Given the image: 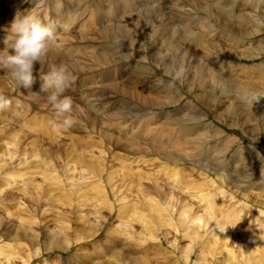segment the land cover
I'll return each mask as SVG.
<instances>
[{"label":"rangeland","instance_id":"1","mask_svg":"<svg viewBox=\"0 0 264 264\" xmlns=\"http://www.w3.org/2000/svg\"><path fill=\"white\" fill-rule=\"evenodd\" d=\"M12 1L0 0V48L10 47L12 14L38 9L39 2L48 4L50 12L39 15L60 39L34 65L30 89L16 87L0 67V96L10 101V111L0 110V264H264V0L255 7L253 0H231L225 18L190 5L194 0H83L87 17L75 5L64 9V0L59 7L56 0ZM242 24L243 32L234 29ZM59 65L72 76L63 94L73 101L69 128L68 114L58 115L38 87ZM243 90L259 98L245 103ZM190 141L207 151L187 147ZM179 144L191 152L181 147V154ZM156 148L186 161L159 158ZM136 156L142 167L124 166ZM206 158L220 166L216 173L201 167ZM136 174L140 184L130 187ZM209 195L212 213L204 207ZM219 219L228 233L213 237Z\"/></svg>","mask_w":264,"mask_h":264},{"label":"clouds","instance_id":"2","mask_svg":"<svg viewBox=\"0 0 264 264\" xmlns=\"http://www.w3.org/2000/svg\"><path fill=\"white\" fill-rule=\"evenodd\" d=\"M65 30L69 27L65 25ZM11 43L9 48H0V67L6 68L18 88L30 89L35 82L34 65L49 50L56 37L54 24L46 23L34 12L17 13L10 23ZM40 91L46 92L47 101L57 111L65 115L63 126L69 128L75 122L70 116L72 98L63 95L72 83V76L65 65L54 66L41 78ZM241 98L245 103H254L259 94L243 90ZM10 101L0 96V110L8 108ZM194 223H200L197 218Z\"/></svg>","mask_w":264,"mask_h":264},{"label":"bare ground","instance_id":"3","mask_svg":"<svg viewBox=\"0 0 264 264\" xmlns=\"http://www.w3.org/2000/svg\"><path fill=\"white\" fill-rule=\"evenodd\" d=\"M215 1H216V0H211V1H208V0H194V2H192V1L190 2V5H191L192 3H196V6H197V4H198L199 7H200V9H202L203 11H206V10H207V11H211L212 13H213V11H216V12H214V13H215L216 15L219 14V15L221 16V18L224 17V15H225V14H222V13H227L226 16H227L228 14H231V13H230L231 10L228 9V8H230V7H229V6H227L228 8L226 7V5L229 4V2H232L231 0H218V1H220L218 5H215V4H216ZM218 1H217V2H218ZM259 1H261V0H259ZM214 2H215V3H214ZM252 2H255V3H256V4L253 5L252 7H255L256 5H258V0H253ZM147 3H148V2H147ZM147 3H146V4H147ZM213 3H214V4H213ZM142 5H143V4H142ZM158 6H159V5H158ZM250 6H251V5H250ZM248 7H249V6H248ZM240 8H241V7H240ZM245 8H246V7H245ZM162 9H163V8H162ZM185 9H186V8H185ZM246 9H247V8H246ZM250 9H251V8H250ZM160 10H161V9H160ZM243 10H244V9H243ZM164 11H165V10H163V12L158 11V14L162 15V14L164 13ZM256 12H257V10H256ZM172 13H173V12H172ZM181 13H182V12H181ZM217 13H218V14H217ZM247 13L249 14V12H247ZM254 13H255V12H254ZM257 13H258V12H257ZM145 14H146V13H145ZM250 14H251V12H250ZM252 14H253V12H252ZM252 14H251V15H252ZM258 14H259V13H258ZM150 15H151V14H150ZM184 15H185V13H184ZM251 15H250V16L248 15L249 18H250V19H249V18H248V19H249L250 21H252L253 24H257L258 15H257V14L252 15V16H251ZM230 16H231V15H230ZM255 16H256V17H255ZM148 17H149V15H148ZM150 17H152V16H150ZM228 17H229V16H228ZM231 17H232V16H231ZM263 17H264V16H263ZM6 18H7V17H6ZM224 18H225V17H224ZM226 18H227V17H226ZM245 18H246V17H245ZM145 19H146V18H145ZM150 19H151V18H150ZM230 19H231V18H230ZM262 19H263V18H262ZM262 19L260 20V22H261V24H264V20H262ZM222 20H223V19H222ZM224 20H226V19H224ZM246 20H247V18H246ZM249 20H248V21H249ZM145 21H146V20H145ZM250 21H249V22H250ZM227 22H228V21H227ZM249 22H248V23H249ZM222 24L224 25V22H222ZM239 24H240V23H239ZM226 25H228V23H227ZM231 25H232V24H231ZM231 25H229V26H231ZM257 25H258V24H257ZM238 26H239V25H238ZM231 27H232V26H231ZM234 27H235V26H234ZM234 27H233V28H234ZM242 27H243V28H242ZM256 27H257V26H256ZM128 29H129V28L125 29L123 32H127ZM234 29L243 32V31L245 30V26L242 24V25L239 26V28L237 27V28H234ZM129 30H130V29H129ZM141 34H142V33H141ZM144 35H145V34H142L143 37H145ZM130 36H131V35H129V36H127V37H130ZM137 36H138V35H137ZM228 36H229V35H228ZM161 37H162V36H161ZM201 38H202V37H201ZM144 40H145V39H139L138 42H140L141 44L145 45V44L143 43ZM160 40H161V39H160ZM162 40H163V38H162ZM166 40H168V38H167ZM200 41H201V40H200ZM200 41H199V42H200ZM163 43H164V42H163ZM169 43H170V42H169ZM204 43H207V42L205 41ZM174 44H175V43H174ZM167 47H168V46H167ZM208 47H209V46H208ZM139 48H141V47L139 46ZM145 48H146V46L143 47V49H145ZM103 49H105V48H102V50H103ZM141 49H142V48H141ZM207 49H208V48H207ZM244 49H245V48H244ZM148 50H149V51L152 50V52H153V51H154V47H153V46H150V47H148ZM255 50H256V49H255ZM124 51H125V50H124ZM211 51H212V50H211ZM213 51H214V50H213ZM146 52H147V51H146ZM154 52H155V51H154ZM243 52H244V51H243ZM107 53H110V50H108ZM149 53H150V52H149ZM102 54H103V53H102ZM126 54H127V53H126ZM142 54H145V53H142ZM152 54H153V53H152ZM50 55H51V54H50ZM100 55H101V54H100ZM108 55H109V54H108ZM144 56H145V55H144ZM97 58H98V61H99L100 63H101L102 61L104 62V60H103L104 57L101 58V56L97 55ZM122 59H123V58H122ZM114 60L117 61V59H114ZM219 60H220V59H219ZM105 61H106V60H105ZM171 61H172V60H171ZM224 61H225V60H224ZM43 62H44V61H43ZM108 62H109V61H108ZM104 63L106 64V62H104ZM104 63H103V64H104ZM230 64H231V63H230ZM106 65H107V64H106ZM167 65H168V64H167ZM219 67H220V66H219ZM168 69H169V67H168ZM171 71H172V70H171ZM204 71H205V69H204ZM207 71H208V70H207ZM207 71H206V72H207ZM167 72H168V71H167ZM206 74H207V73H206ZM35 82H36V81H35ZM39 82H41V81H39ZM12 83H14V82L12 81ZM38 84H39V83H38ZM192 84H193V83H192ZM36 85H37V84H36ZM39 86H40V85H38V87H39ZM14 88H15V87H14ZM36 88H37V87H36ZM12 90H13V89H12ZM16 91H17V90H16ZM186 91H187V90H186ZM12 92H13V91H12ZM132 93H133V92H132ZM141 94H142V93H141ZM143 94H144V93H143ZM144 95H145V94H144ZM175 95H176V94H175ZM138 96H139V95H138ZM199 97H200V96H199ZM166 100H167V99H166ZM149 102H150V101H149ZM151 104H152V103H151ZM206 104H207V103H206ZM208 105H209V104H208ZM209 107H210V106H209ZM142 108H144V107H142ZM142 108H140V109H142ZM8 109H9V108H7V110H8ZM4 110H6V109H4ZM142 110H143V109H142ZM9 111H10V109H9ZM129 111H130V110H129ZM146 111H147V110H146ZM140 113H141V112H140ZM145 113H146V112H145ZM2 114H3V113H2ZM130 114H132V113H130ZM130 114H129V116L127 115L126 117H130ZM137 114H139V113L137 112ZM213 115H214V114H213ZM178 116H179V115H178ZM192 116H195V115H192ZM192 116H191V117H192ZM5 117H6V115H5ZM131 117H132V116H131ZM139 117H140V116H139ZM141 117H142V116H141ZM11 118H12V117H11ZM133 118H134V117H133ZM136 118H137V117H136ZM111 119H112V118H111ZM192 119H193V118H192ZM10 120H11V119H10ZM37 120H38V119H37ZM61 120H62V119H61ZM182 120H183V119H182ZM190 120H191V119H190ZM99 121H100V120H99ZM167 121H168V120H167ZM167 121H166V122H167ZM166 122H165V124H166ZM168 122H169V121H168ZM175 122H176V120H175ZM182 122H183V121H182ZM105 123H106V122H105ZM170 123H171V122H170ZM172 123H173V122H172ZM177 123H178V122H177ZM179 123H180V122H179ZM175 124H176V123H175ZM184 124H185V123H184ZM202 124H203V123H202ZM53 125H54V124H53ZM158 125H159V124H158ZM2 126H3V124H2ZM99 126H100V125H99ZM119 126H120V125H119ZM119 126H118V127H119ZM177 127H178V126H177ZM112 128H113V127H112ZM20 129H21V127H20ZM45 129H46V128H45ZM98 129H99V128H98ZM100 129H101V128H100ZM202 129H203V128H202ZM118 130H119V129H118ZM188 130H189V129H188ZM188 130H187V132H188ZM191 130H192V128H191ZM43 131L46 132V130H44V129H43ZM147 131H148V128H147L145 131L139 132V134H138L139 136L143 134L141 137L136 136V135H135V137H134V136H133V137H134V138H138V139H142L143 137H145V134L147 133ZM164 131H165V130H164ZM204 131H205V130H204ZM204 131H203V132H204ZM14 132H15V131H14ZM19 132H20V131H19ZM101 132H102V131H101ZM161 132H162V129H160V130L158 129V132L154 134V135H155L154 137H156V134H157V135L161 134ZM180 132H181V131H180ZM184 132H186V131H184ZM189 132H190V131H189ZM95 133H96V132H95ZM111 133H112V132H111ZM166 133H167V132H166ZM190 133H192V132H190ZM1 134H2V133H1ZM75 134H76V133H75ZM164 134H165V133H164ZM178 134H179V133H178ZM185 134H186V133H184V135H185ZM196 134H197V133H196ZM203 134H204V133H203ZM203 134H202V135H203ZM7 135H8V134H7ZM17 135H18V134H17ZM111 135H112V134H111ZM162 135H163V133H162ZM199 135H201V134H199ZM3 136H4V135H3ZM5 136H6V135H5ZM71 136H72V135H71ZM177 136H178V135H177ZM187 136H188V135H187ZM190 136H191V135H190ZM6 137H7V136H6ZM6 137H5V138H6ZM12 137H13V136H12ZM99 137H100V136H99ZM102 137H103V136H102ZM108 137H109V136H108ZM152 137H153V136H152ZM158 137H159V136H158ZM161 137L163 138L164 136H161ZM175 137H176V136H175ZM179 137H180V136H179ZM181 137H182V136H181ZM185 137H186V136H185ZM185 137H182V138H185ZM191 137H192V136H191ZM191 137H190V138L188 137L185 141L187 142L188 139H190V140L192 139V140H193V137H192V138H191ZM111 138H112V137H111ZM196 138H197V137H196ZM198 138H199V137H198ZM7 139H9V138L7 137ZM10 139H11V137H10ZM10 139H9V140H10ZM81 139H82V138H81ZM81 139H80V140H81ZM84 139H85V138H84ZM84 139H83V140H84ZM138 139H137V140H138ZM174 139H175V138H174ZM176 139H177V138H176ZM2 140L4 141V139H2ZM11 140H12V139H11ZM14 140L16 141V139H14ZM78 140H79V139H78ZM85 140H86V139H85ZM97 140H98V139H97ZM154 140H155V138H154ZM192 140H191V141H192ZM197 140H198V139H197ZM6 141H7V140H5V142H6ZM108 141H109V140H108ZM144 141H145V140H144ZM160 141H161V140H160ZM160 141L158 142V143H160V144H158V147H157V148H159V149H160V147H161V142H163V141H161V142H160ZM168 141H169V140H168ZM173 141H174V140H173ZM185 141H184V142H185ZM188 141H189V140H188ZM191 141L189 142V144H187V147H189L190 145H192V148H193V147H195V148H197V149H201V148H202L201 150L204 151V153L207 151V150L203 149V145H204L203 143H202V144H200V143L198 144V143H195V142H194L195 140L193 141L194 143H192ZM198 141H199V140H198ZM8 142H9V141H7V143H8ZM82 142H83V141H82ZM139 142H140V141H139ZM146 142H147V141H146ZM153 142L156 143V141H153ZM171 142H172V141H171ZM178 142H179V141H178ZM182 142H183V141H182ZM2 143H3V142H2ZM7 143H4L3 146H5V144H6V147H7ZM13 143H14V142H13ZM163 143H164V142H163ZM179 143H180V142H179ZM191 143H192V144H191ZM8 144H9V143H8ZM35 144H36V142H35ZM138 144H139V143H138ZM156 144H157V143H156ZM11 145H13V144H11ZM82 145H83V144H82ZM100 145H102V144H100ZM177 145H178V144H177ZM179 145H180V144H179ZM188 145H189V146H188ZM3 146H2V147H3ZM79 146H80V145H79ZM162 146H163V144H162ZM164 146L166 147L165 144H164ZM14 147H15V146H14ZM21 147H22V146H21ZM30 147H31V146H30ZM73 147H74V146H73ZM75 147H76V146H75ZM87 147H88V146H87ZM142 147H143V146H142ZM142 147H141V148L138 147V148L143 149ZM145 147H146V146H145ZM149 147H152V146L147 145V148H149ZM167 147H169V146H167ZM181 147H182L183 150H184V147H185V146H184V147H183L182 145L178 146V148L180 149V151L182 150ZM3 148H4V147H3ZM3 148H2V149H3ZM16 148H17V147H16ZM79 148H80V147H79ZM79 148H78V149H79ZM138 148H137V149H138ZM147 148H145V151H143V152H146V151H149V150H150V148H149V150H148ZM157 148H156V149H157ZM178 148H173V149L177 150ZM195 148H193V149L195 150ZM208 148H209V147H208ZM208 148H207V149H208ZM2 149H1V150H2ZM4 149H5V148H4ZM20 149H21V148H20ZM154 149H155V147L152 148V150H154ZM159 149L156 150V153H158L159 158H160V156H161V157H163V158H165V159H167V160H169V161H171V159H174V160H177V161H179V162H180V161L183 162V160H184V158H183V160H182V159L179 160L178 158H175V154H174V157H172V156H173V153H172V151H171L172 149L170 150L172 154L169 152V154H171L172 156L168 154V152H167V151H169L168 148L165 149V151H164V152H166V153H165V154L162 153V155H161V152H162V151L159 150ZM161 149L163 150L164 148H161ZM186 149H187V148H185V150H186ZM189 149H190V148H189ZM193 149H192V150H193ZM197 149H196V151H197ZM143 150H144V149H143ZM166 150H167V151H166ZM183 150L181 151V154H182ZM185 150H184V152H185ZM187 150H188V149H187ZM187 150H186V151H187ZM7 151H8V150H7ZM11 151H12V150H11ZM14 151H15V150H14ZM90 151H91V148H90ZM99 151H100V150H99ZM160 151H161V152H160ZM180 151H179V152H180ZM188 151H190V150H188ZM209 151H210V150H208V152H209ZM88 152H89V151H88ZM152 152H153V151H152ZM176 152H177V151H176ZM176 152H174V153H176ZM190 152H191V151H190ZM190 152H187L188 155H189ZM15 153H16V151H15ZM35 153H36V152H35ZM100 153H102V152H100ZM138 153H139V152H138ZM146 153H148V152H146ZM194 153H195V151H194ZM199 153H200V152H199ZM39 154H40V153H39ZM93 154H94V153H93ZM154 154H155V153H154ZM178 154H179V153H178ZM197 154H198V153H197ZM201 154H202V153H201ZM11 155H12V154H10V157H11ZM22 155H23V154H22ZM35 155H36V154H35ZM119 155H120V154H119ZM149 155H150V153H149ZM190 155H191V154H190ZM190 155H189V157H191V156L193 155V153H192L191 156H190ZM36 156H37V155H36ZM47 156H48V155H47ZM98 156H99V155H98ZM138 156H139V155H138ZM147 156H148V155H147ZM147 156H146V157H147ZM176 156H178V155H176ZM181 156H182V155H181ZM199 156H200V154H199ZM77 157H78V156H77ZM120 157H121V156H120ZM193 157H194V156H193ZM20 158H21V157H20ZM94 158H95V156H94ZM121 158H122V157H121ZM141 158H142V156L139 157V158H137V156L134 157V164H133V163H132V164H127V163H126L127 161L124 160V161H123V162H124V166H126V167H128V168H131V166L133 165V168H135L134 170H136L137 167H138V164L141 163V162H140V161H141V160H140ZM186 158H187V157H186ZM0 159H1V158H0ZM24 159H25V158H24ZM24 159H23V160H24ZM67 159H68V158H67ZM95 159H96V158H95ZM102 159H103V158H102ZM102 159H100V162H101ZM198 159H199V158H198ZM25 160H26V159H25ZM84 160H85V159H84ZM88 160H89V159H88ZM88 160H87V161H88ZM92 160H93V159H92ZM119 160H120V158H119ZM139 160H140V161H139ZM144 160H145V159H142V162H144ZM149 160H150V159H149ZM190 160H194V158L192 159V157H191V158H188V159H187V161H190ZM28 161H29V160H28ZM87 161H86V162H87ZM121 161H122V160H121ZM125 161H126V162H125ZM145 161H146V160H145ZM184 161H186V160H184ZM204 161H205L206 163L202 161L203 163L201 164V167H205V168L207 167L206 169H208V170L211 171V172L216 173V171H217L218 168L220 167V166L218 167V164H217V163H216V164H214L213 162H212V163H209V162L212 161V160H208L207 158H206ZM6 162H7V161H6ZM33 162H34V161H33ZM100 162H98V163L96 162V164H101L102 162H101V163H100ZM147 162H148V161H147ZM194 162H195V161H194ZM196 162H197V161H196ZM23 163H24V162H23ZM25 163H26V162H25ZM83 163H84V162H83ZM94 163H95V162H94ZM103 163H104V162H103ZM151 163H152V162H151ZM143 164H144V163H143ZM143 164H142V165H143ZM147 164H149V163H147ZM170 164H171V163H170ZM120 165H121V164H120ZM142 165L140 164V167H142ZM145 165H146V164H145ZM145 165H144V166H145ZM150 165H151V164H150ZM150 165H149V166H150ZM199 165H200V164H199ZM199 165H197V166L199 167ZM23 166H24V164H23ZM91 166L94 167L93 170L96 169V167H97V168L99 167L98 165H95V166H94V165H91ZM91 166H89V167L91 168ZM101 166H102V165H101ZM124 166H123V167H124ZM168 166H169V165H168ZM25 167H27V166H25ZM89 167H88V168H89ZM123 167H122V168H123ZM146 167H147V165H146ZM163 167H164V166H163ZM90 168H89V170H90ZM91 169H92V168H91ZM98 169H99V168H98ZM98 169L95 170L96 172H95V171H93V172H95V173L97 174V170H98ZM123 169H124V168H123ZM131 169H132V168H131ZM139 169H142V168H139ZM149 169H150V168H149ZM160 169H162V168H159V171H160ZM166 169H167V168H166ZM169 169H170V168H169ZM224 169H225V168H224ZM99 170H100V172H101L102 169H99ZM134 170H133V171H134ZM137 170H138V169H137ZM137 170H136V171H137ZM143 170H144V169H143ZM157 170H158V169H157ZM172 170H173V172L177 175V171H179V170H178V167H174V168H172ZM199 170H200V169H199ZM203 170H204V169H203ZM203 170H202V171H203ZM208 170H207V172H209ZM219 170H220V169H219ZM90 171H92V170H90ZM115 171H116V170H115ZM126 171H127V170H126ZM126 171H125V172H126ZM163 171H164V170H163ZM220 171H221V170H220ZM220 171H219L217 174H215L216 177H217V178H220V177L224 178L223 172L221 173ZM28 172H31V171H28ZM50 172H51V171H50ZM111 172H112V171H111ZM128 172H130V171H128ZM134 172H135V171H134ZM139 172H140V171H139ZM141 172L143 173V171H141ZM145 172H146V171H145ZM147 172H148V171H147ZM187 172H188V171H187ZM189 172H190V171H189ZM51 173H52V172H51ZM98 173H99V171H98ZM101 173H102V172H101ZM167 173H168V172H167V170H166V171L164 172V174L168 175L169 177H171V178L173 179V177L171 176V175H172V172L169 171L170 174H169V173L167 174ZM178 173H179V172H178ZM184 173H185V172H184ZM45 174H46V172H45ZM90 174H91V173H90ZM121 174H122V173H121ZM123 174H124V173H123ZM123 174H122V175H123ZM132 174H134V173H132ZM228 174H229V173H228ZM91 175H92V174H91ZM93 175H94V174H93ZM122 175H121V176H122ZM138 175H139V174H136V175H135V177H137V179H136L135 182H132L133 184H132V183L130 184V187H133V186H134L135 188L137 187V185H138V183H139V181H140V180H138V179H140V177H141V176L139 177ZM143 175H144V176H146V175L148 176V175H149V172H148V174H146V175L143 174ZM150 175H151V174H150ZM158 175H159V174H158ZM184 175H185V174H184ZM47 176L50 177L49 172H47V174L45 175V177H47ZM43 177H44V176H43ZM93 177H94V176H93ZM132 177H133V176H132ZM132 177H131V178H132ZM149 177H150V179H151V176H148V180H150ZM163 177H164V175H163ZM165 177H167V176H165ZM229 177H230V176H229ZM115 178H116V176H115ZM122 178H124V177H122ZM145 178H146V177H145ZM157 178H158V177H157ZM160 178H161V176H160ZM180 178H181V177H180ZM50 179H51V178H50ZM141 179H143V178H141ZM152 179H153V178H152ZM168 179H169V178H168ZM172 179H171V180H172ZM51 180H52V179H51ZM130 180H131V179H130ZM133 180H134V179H133ZM41 181H42V180H41ZM128 181H129V180H128ZM128 181H127V182H128ZM165 181H166V178H165ZM182 181H183V180H182ZM182 181L179 182V183H181V184H185V183H183ZM33 182H34V181H33ZM46 182H47V181H46ZM152 182L155 183V185L157 184V181H156V180H154V181H152ZM226 182H227V181H226ZM108 183H109V182H108ZM89 184H91V183H89ZM89 184H87V186H88ZM139 184H140V183H139ZM205 184H206V183H205ZM80 185H81V184H80ZM96 185L98 186V189H99V188H100L99 185H98V184H96ZM160 185H161V184H160ZM207 185H208V184H207ZM72 186H73V185H72ZM87 186H85V189L87 188ZM101 186H102V185H101ZM139 186H140V185H139ZM183 186H184L183 188H184L186 191H188V192H189V190L191 189V186H188V185H183ZM94 187H95V185H94ZM102 187L104 188V186H102ZM102 187H101V188H102ZM108 187H109V186H108ZM155 187H156V186H155ZM103 188H102V189H103ZM183 188H182V189H183ZM193 188H194V187H192V190H194ZM83 189H84V188H83ZM88 189H89V188H88ZM88 189H87V190H88ZM91 189H92V188H91ZM112 189H113V188H112ZM217 189H218V188H217ZM98 191H99V190H98ZM98 191H96V192H98ZM103 191H106V190H102L101 192H103ZM113 191H114V190H112V192H113ZM36 192H37V191H36ZM36 192H35V193H36ZM220 192H221V191H220ZM37 193H39V191H38ZM40 193H41V192H40ZM87 193H88V192H87ZM108 193H109V192H108ZM114 193H116V192L114 191ZM185 193H186V192H185ZM97 194H99V192H98ZM104 194H105V193L103 192V195H104ZM106 194H107V192H106ZM183 194H184V193H183ZM99 195H101V194H99ZM99 195H98V196H99ZM103 195H101V199L103 198ZM110 195H111V191H110ZM110 195H109V196H110ZM212 195H213V194H212ZM89 197H90V196H89ZM99 197H100V196H99ZM212 197H214V196H212ZM104 198H105V197H104ZM104 198L102 199V201L104 200ZM123 198H124V197H123ZM144 198H146V196H144ZM188 198H189V197H188ZM86 199H87V198H86ZM141 199H143V198H141ZM106 200H108V199H106ZM106 200H105V201H106ZM212 200H213V198H211V196L209 195V197L205 200V201H207L208 204H204V207H206V209L209 211V213H212V212L210 211V208H209V207H211L210 205H213V203H209V201H212ZM99 201H100V200H99ZM150 201H151V200H149V198L147 197L146 200H145V204L147 205V207L150 206L149 209H150L151 211H153V209H152V204H151ZM192 201H194V198H193ZM219 201H221V200H219ZM108 202H109V201H108ZM195 202H196V201H195ZM198 202H199V201H198ZM221 202H222V201H221ZM103 203H104V202H103ZM110 203H111V202H110ZM203 203H204V202H203ZM223 203H224V202H222V204H223ZM225 203H226V202H225ZM104 204H107V203H104ZM113 204H114V203H113ZM99 205H100V204H99ZM109 205H110V204H109ZM109 205H108V206H109ZM138 205H139V204H138ZM205 205H206V206H205ZM217 205H220L219 202H218ZM100 206H101V205H100ZM105 206H107V205H105ZM223 206H224V205H223ZM90 207H91V206H90ZM124 208H125L126 210H125ZM128 208H130V205L125 204V206H123V210H124V211L129 210ZM136 208H137V206H136ZM145 208H146V207H145ZM133 209L135 210V208H133ZM137 210H138V209H137ZM215 210H216V209L214 208V212H216ZM120 211H122V210H120ZM234 211H235V210H234ZM90 212H91V211H90ZM134 212H135V211H134ZM95 213H96V212H95ZM139 213H140V212H139ZM147 213H148V212H147ZM228 213H229V212H228ZM140 214L142 215V213H140ZM215 214H216V213H215ZM90 215H91V214H90ZM99 215H100V214H99ZM146 215H147V214H146ZM210 216H211V215H210ZM86 217H88V216H86ZM211 217H212V216H211ZM223 217H224V216H222V218H223ZM234 217H235V216H234ZM197 218H200V215H198ZM229 218H230V217H229ZM229 218H228V219H229ZM215 219H216V218H215ZM217 219H218V218H217ZM228 219H227V220H228ZM87 220H88V218H87ZM139 220H140V219H139ZM220 220H221V219L217 220V222L214 223V225H216V226H215L212 230H214L216 234L213 235V237H216V236H220V237H221V234H225V235L227 236V233H228V232H226V231H227V228L225 227L226 225H224V224H220V223H221ZM142 221H145V220H142ZM218 221H219V222H218ZM223 222H226V221L224 220ZM145 223H146V222H145ZM143 225L145 226V228H147V227L149 226V224H143ZM209 238H210V237H209ZM213 239H214V238H213ZM225 245H226V244H225ZM226 250H227V249H226V246H225V252H226ZM200 255H201V254H200ZM233 256H234L233 249L230 248V252H229V255H228V259L230 260ZM142 257H143V256H142ZM142 259H144V257H143ZM144 261H145V260H144ZM144 264H145V263H144Z\"/></svg>","mask_w":264,"mask_h":264}]
</instances>
